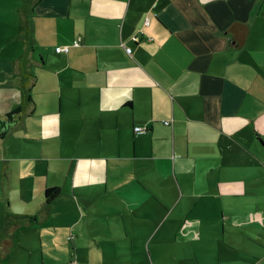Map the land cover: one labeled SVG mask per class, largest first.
Returning <instances> with one entry per match:
<instances>
[{"label":"crops","instance_id":"obj_1","mask_svg":"<svg viewBox=\"0 0 264 264\" xmlns=\"http://www.w3.org/2000/svg\"><path fill=\"white\" fill-rule=\"evenodd\" d=\"M72 260L263 264L264 0H0V264Z\"/></svg>","mask_w":264,"mask_h":264},{"label":"built area","instance_id":"obj_2","mask_svg":"<svg viewBox=\"0 0 264 264\" xmlns=\"http://www.w3.org/2000/svg\"><path fill=\"white\" fill-rule=\"evenodd\" d=\"M149 19H150L149 16H147L145 18V21H144L145 24H148ZM80 40H81V38L78 37L77 40H75L71 44H65V45L57 46L55 48V51L56 52H68L70 46H77L80 43ZM126 51L127 52H130V47H126ZM163 123L166 124V125H170L171 124L170 120H164ZM145 130H146V128L145 127H142V126H135L134 127V131L135 132H138V133L144 132ZM69 264H79V263L76 260H72Z\"/></svg>","mask_w":264,"mask_h":264},{"label":"trees","instance_id":"obj_3","mask_svg":"<svg viewBox=\"0 0 264 264\" xmlns=\"http://www.w3.org/2000/svg\"><path fill=\"white\" fill-rule=\"evenodd\" d=\"M6 116H10V113L6 114ZM45 193L48 201L50 198H52L58 193V190L56 188H47Z\"/></svg>","mask_w":264,"mask_h":264},{"label":"rangeland","instance_id":"obj_4","mask_svg":"<svg viewBox=\"0 0 264 264\" xmlns=\"http://www.w3.org/2000/svg\"><path fill=\"white\" fill-rule=\"evenodd\" d=\"M262 236V235H261ZM250 244H251V246H250V248L251 247H253V244L250 242ZM173 252V250H171V253ZM174 263H176V259H175V262ZM262 263L264 264V260L262 261Z\"/></svg>","mask_w":264,"mask_h":264}]
</instances>
